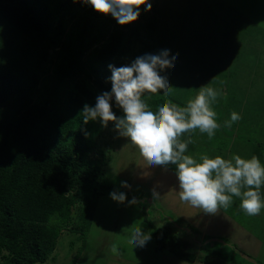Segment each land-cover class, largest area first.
Returning <instances> with one entry per match:
<instances>
[{
	"label": "trees",
	"instance_id": "16d2710c",
	"mask_svg": "<svg viewBox=\"0 0 264 264\" xmlns=\"http://www.w3.org/2000/svg\"><path fill=\"white\" fill-rule=\"evenodd\" d=\"M189 1L166 0L163 14H167V2L178 4L180 14L191 12ZM195 1L214 18L200 26L186 24L189 29L183 38L170 24H159L163 22L159 18L152 16L146 26L141 24L143 4L137 20L119 25L110 16L73 0H0V264H40L52 258L64 227L86 228L98 196L125 190L108 178L116 175L108 174L102 165L111 156L106 144L115 131L111 122L105 128L98 121H83V105L94 103L95 96L110 87L105 82L110 74L107 64L130 61L137 40L141 47L133 58L164 45L179 50L182 57L167 69L170 91L145 93L142 99L151 110L167 99L184 106L199 90L213 86L210 79L230 64L227 48H213L215 43L227 44L235 58L238 47L234 44L240 39L248 35L246 43L264 39V17L259 15H264L263 0H253L255 16L245 15L244 6L233 4L235 0ZM157 3L151 0V7ZM175 38L180 40L178 45L171 42ZM197 46H204V52L212 49L216 58L205 57ZM40 82L42 97L36 95ZM217 91L220 95L212 107L220 127L212 138L198 129L191 133L193 143L187 154L197 159L202 154L225 157L238 139L235 126L224 124L232 113L229 94L234 91L225 86ZM115 111L122 114L119 108ZM203 140L202 149L198 144ZM258 153L259 148L254 150ZM260 158L264 163V152ZM260 192L264 196V186ZM220 209L236 217L230 208ZM262 214L264 209L257 215L243 211L241 220L250 227L258 225L264 237ZM163 216L161 223H150L156 254L167 250L186 262L243 264L236 258L242 252L227 239L172 215Z\"/></svg>",
	"mask_w": 264,
	"mask_h": 264
},
{
	"label": "rangeland",
	"instance_id": "374dc122",
	"mask_svg": "<svg viewBox=\"0 0 264 264\" xmlns=\"http://www.w3.org/2000/svg\"><path fill=\"white\" fill-rule=\"evenodd\" d=\"M165 1L158 0L155 7L144 11L145 16L139 18L141 24L146 26L148 20L153 16L159 18V21H163L159 24L163 26L170 24L169 27L173 30L176 28L175 33H180L179 36L184 38L189 29V26L185 28L186 24L200 26L214 18L203 13L200 3L194 2V0L188 2L191 12L185 11L180 14L178 11L181 9H177L178 4L167 2L169 4L168 11L167 14H163L162 3ZM256 1L259 2V0ZM235 2L243 4H239V6H244L245 15L255 16L253 0H235L233 4ZM262 3L264 13V0ZM259 15L264 17L262 12ZM171 23L176 24L174 26ZM166 29L169 32L168 27ZM145 31L147 29L141 32L142 39L145 36ZM212 33L216 35L215 32ZM171 36L168 35V37ZM189 37L190 35L185 39L188 40ZM247 39L249 40V35ZM247 39L245 37L240 39L238 45L234 44V47H238L235 58L227 44L215 43L214 46L212 45L213 48H227L225 53L228 58L227 62L230 64L224 65L223 70L218 72L213 80L210 79L209 83L213 84L211 87L217 90L220 89V86H225L229 91H234L229 94L231 99L229 106H232L231 112L235 111L241 117L231 125L235 126L238 139L233 146L234 150L228 152L225 158H230L233 154L250 158L255 155L254 150L256 151L258 148L259 153L255 156L261 157L264 152V39L258 42L257 40L249 41V43L244 42ZM179 41L175 38L171 42L178 45ZM230 46L233 47V45ZM140 47V41H135L129 60L140 51L138 50ZM204 49V46H197V51L203 52L205 57L216 58L212 49H206V52L203 51ZM181 55L179 51L178 57L181 58ZM50 57L53 58L54 55ZM211 62L218 63L217 60ZM178 70L180 69H174V71ZM233 80L237 82H233ZM40 83L36 94L38 97H42L44 93L43 82ZM229 83L234 85L229 86ZM106 139H109L106 144H109L111 151L109 155L111 156L106 158L107 162L102 164L103 168L106 171L108 169V174L116 175L108 177L114 184L121 186L120 182L127 180L129 187L125 190H117L124 191L128 198L123 203L113 201L109 197V193L114 190L106 191L98 196L88 226L86 228L70 225L64 227L58 236L56 248L51 255L52 258L40 264H208L203 261H182L167 250L155 253L153 246L155 236L150 223L151 221L161 223L165 219L163 215H172L174 219L184 220L199 227L207 234L227 239L229 244L235 245L242 252L236 257L240 263L264 264V237L259 235L258 225L250 227V224L242 222L244 210L240 207L239 197H233L232 203L228 206L219 205L214 214L205 213L202 208L194 207L189 202L180 199V190L174 174L175 169L148 165L139 148L129 138L119 136L116 131H112ZM205 145V140L198 144L200 148ZM256 145L258 147L254 148L253 146ZM260 160L263 162V159L260 158ZM153 190L158 195H154ZM220 207L230 208L238 218L232 216V213L223 212ZM72 213H74V209ZM261 217L264 219L263 214ZM136 227H142L143 231H150L151 239L143 247L133 248L129 242V235ZM114 246L116 251H113Z\"/></svg>",
	"mask_w": 264,
	"mask_h": 264
},
{
	"label": "clouds",
	"instance_id": "9594fccd",
	"mask_svg": "<svg viewBox=\"0 0 264 264\" xmlns=\"http://www.w3.org/2000/svg\"><path fill=\"white\" fill-rule=\"evenodd\" d=\"M73 3L89 5L99 14L110 16L119 25H126L151 7V0H73ZM179 51L164 45L144 52L122 64H107L110 73L105 82L110 85L101 90L94 103L83 105V121L99 122L112 128L119 136L127 137L135 144L148 165L167 167L175 165V177L180 199L199 207L205 213L214 214L219 205L228 206L233 197L240 198V207L248 215H257L264 209V163L253 155L250 158L233 154L230 158L221 155H200L199 159L187 154L193 143L191 133L198 129L209 138L220 127L212 107L220 95L213 87H204L184 106L167 99L155 110L142 97L145 93L170 91L167 69L174 66ZM116 108L122 114H117ZM233 111L224 121L225 126L240 119ZM187 134V137H182ZM87 135V133H86ZM121 188L129 187L121 181ZM154 195L158 193L153 190ZM109 197L123 203L128 197L122 190H114ZM134 200V198H133ZM151 239L150 231L136 227L129 235L134 247H143ZM117 249L113 247V251Z\"/></svg>",
	"mask_w": 264,
	"mask_h": 264
}]
</instances>
